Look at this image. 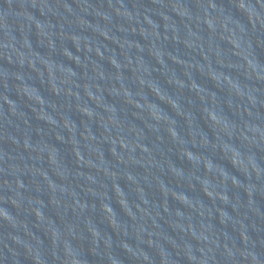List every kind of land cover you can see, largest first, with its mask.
<instances>
[{"label": "water", "instance_id": "1", "mask_svg": "<svg viewBox=\"0 0 264 264\" xmlns=\"http://www.w3.org/2000/svg\"><path fill=\"white\" fill-rule=\"evenodd\" d=\"M0 264H264V0H0Z\"/></svg>", "mask_w": 264, "mask_h": 264}]
</instances>
